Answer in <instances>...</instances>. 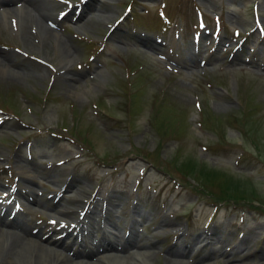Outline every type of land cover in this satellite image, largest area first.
Here are the masks:
<instances>
[{"label": "rangeland", "instance_id": "rangeland-1", "mask_svg": "<svg viewBox=\"0 0 264 264\" xmlns=\"http://www.w3.org/2000/svg\"><path fill=\"white\" fill-rule=\"evenodd\" d=\"M48 1L55 6L37 13L23 0L10 5L34 15L27 35L15 11L0 15V53L7 57L1 60L15 64L0 70V199L17 185L30 186L27 201L11 196L29 206L30 225L46 231L54 217L31 197L70 207L62 219L77 236L63 241L74 250L103 233L133 230L145 246H129L125 256L143 249L145 264H264V0ZM38 25L50 30L47 40ZM71 130L87 145L81 148ZM154 149L159 157L145 154ZM187 158L196 170L249 180L240 188L256 194L253 207L213 201L208 194L219 192L223 176L203 186L196 173L174 166ZM21 171L34 178L24 180ZM93 201L91 222L76 226ZM32 236L26 239L36 242ZM106 261L100 264L112 260ZM0 264L17 263L0 256Z\"/></svg>", "mask_w": 264, "mask_h": 264}, {"label": "bare ground", "instance_id": "bare-ground-1", "mask_svg": "<svg viewBox=\"0 0 264 264\" xmlns=\"http://www.w3.org/2000/svg\"><path fill=\"white\" fill-rule=\"evenodd\" d=\"M18 1L19 0H0V6L5 7V11L4 10L0 11V15H2L3 17H6V15H7V17H8L11 12L15 11L17 13L18 19H19L18 24L21 25V28L24 32V35H27V34H30L29 31L27 30V28L30 26V25H28V22H31V23L34 22L35 17H34V15L32 16L27 9H23V8L21 9V8L16 7V6H14L15 9H13V7H10V5L13 6L12 4L17 3ZM23 2L26 4V6H29L32 10L36 11V13L37 12H43V6H46V5H49V7L52 5L55 6L52 2H50L48 0H23ZM7 5H9V6H7ZM95 13H97V12H95ZM37 17L39 18V15ZM42 17L45 18V21L49 20V17H47V16H42ZM47 22L50 24L53 23L52 21H47ZM26 23L28 25L27 28L25 26ZM32 26L33 25H31L30 27H32ZM33 28H35L36 32L38 31V33L44 39L47 40L48 37H47L46 32H48L50 30H47L46 28L42 27V25L34 26ZM43 38H42V40H43ZM26 41L28 43H30L31 39L27 38ZM43 43H45V42H43ZM135 43H136V41H135ZM59 44H60V42H59ZM3 57H5V59L7 58L5 55H2V54L0 55V70H5V69L10 70L8 68V66H11V67L15 66V64L13 65L11 62L10 63L6 62L5 64L2 63L1 59H4ZM65 60L67 61L68 57ZM14 73H16V72H13L11 70V74H14ZM67 79H68V77H67ZM21 170H23V169L21 168ZM2 171L3 170H1V172ZM23 172L21 171L22 178L24 180L29 182L32 180V178H34L35 174L33 175V174L29 173L28 175H23ZM38 173H40V172H38ZM31 189L32 188L28 185H26L25 187H21V186L17 185V189H15V188L12 190L10 189L3 194V197L7 195V199L10 196V198H9L10 202H8V203H6V201L3 202V199H6V197L5 198L1 197V199H0V226L2 228V229L0 228V256L1 257H4L6 259H10V260L13 259V261L16 262L17 264H20V262H23V264H24V255L26 252L24 248L30 247L29 249L32 250V253L28 255V259H29V261H31L32 263H35V264H60L63 262H66V264H96V263L100 264V263L105 262L108 259L112 260L111 264H133V263L134 264H145L146 263V259L148 256L143 252V249L138 250V251L135 250L132 253H128L130 256H125V254H126L125 252H127L129 246H134V245L137 246L138 245L137 244V235H135L136 233L133 230L132 231L130 230L128 232V234L124 235V236L123 235L113 236L112 235L113 233L109 234L108 232L105 234L103 233L101 239L99 241H97L96 243H94L93 245L89 246L87 243H83V245L82 246L80 245L77 250H74L68 244H65L63 241V238L64 237H67V238L71 237L73 232L71 230H67V227L69 225L66 221L65 222L63 221L62 216H66V214L72 213V210L68 209L70 207H68V208L62 207L63 205L58 206V205H55V203L54 204H48V203H45V201H40V200H37V198L33 199V197H31V199L29 198L30 201L34 200L35 203L40 202V205L39 204L38 205L41 206L44 210H47L48 213L52 214L51 216L54 217V220H53L54 226H53V229L51 231L56 232V230H58L59 231L58 233H60V235L59 234L54 235L51 231L42 230V228H39L38 226L33 225V223H32V225H30V222H29L30 219L28 218V215H26V210H27V214L29 212V206L24 204L23 202H21L22 204L18 203L16 199L13 200V197L11 195L14 194V195L21 197L27 201L28 197L31 196L30 193L32 194ZM56 194H58V193H56ZM87 196L89 197L88 200L91 201L92 198H90L89 195H87ZM67 200L73 201V198L70 197V198H67ZM27 204H29V203H27ZM91 204H92L91 208H89V209L87 208V209L82 210V211L80 210L81 214H84V215H82L81 219L75 220V221H77L76 226H78L79 223H81L83 221V219L87 223L91 222V220L93 219V215H95L94 211H97V210H94L96 208L97 203L95 204V202H94ZM134 212L138 215L137 210L136 211L134 210ZM109 216H110V214H107L105 217H102V219L105 222H107ZM99 217L101 218V215H99ZM132 221H136V219H134ZM105 222H104V224H105ZM59 223L62 224V226H63L62 228L61 227L56 228L59 225ZM70 223H72V222H70ZM92 223H93V221H92ZM107 224H109V223H107ZM160 224H162V226H163V225H167L168 223L166 221H162ZM159 226H161V225H159ZM32 228H36V231H33ZM82 228H84V227H82ZM27 235H34V237L33 236L32 237L36 239V242H34V240L29 241L28 239H26ZM76 236H77V234L72 236V239L76 238ZM194 239L196 240V242H199L202 240V237H200L197 234V237ZM41 240L45 243L52 244V245L56 246L57 248L62 249V251L65 250L67 252V254L69 253L68 257H66V260L63 259L64 257L63 258L61 257V255H60L61 251H60V253L59 252L56 253L54 251L49 252L47 250L48 247L46 249L45 247H43L42 244H40L41 242H39V241H41ZM144 246L145 245H142L140 243L138 245L139 248L144 247ZM183 246H185V245H183ZM20 247H24V248L22 249ZM106 250H114L116 255L112 256V257H106V256L105 257H102V256L96 257V255L98 253L104 252ZM200 253H202V252H200ZM223 253H225V252H223ZM213 255H214V253H213ZM130 259L133 261V263L128 262ZM29 261H28V263H29ZM25 262H27V261L25 260Z\"/></svg>", "mask_w": 264, "mask_h": 264}, {"label": "trees", "instance_id": "trees-1", "mask_svg": "<svg viewBox=\"0 0 264 264\" xmlns=\"http://www.w3.org/2000/svg\"><path fill=\"white\" fill-rule=\"evenodd\" d=\"M176 162V163H175ZM174 162V166H176V168L183 173L184 170L188 171V173H196L195 177L197 178V180L202 183V185H204V183L206 184H210V176L212 175H216L218 177H222L223 179V185L221 184L220 187V191L219 194L215 195L216 197L215 200L217 202H227V201H231L233 203L237 202L235 200H247L248 198V193H246L242 188H240V186H246L243 181H240L238 178H233L232 176L229 175H224L223 173H221L219 170L216 169H212V168H204L203 169H198L196 170V168H198L196 165V163H194L192 160H190V158L184 159L181 162L180 161H175ZM195 166V167H194ZM202 167V166H201ZM214 177V176H212ZM234 184L233 186L231 185ZM198 189L200 192H204V189L202 190L201 188H203L201 185H199ZM232 186V187H231ZM249 190H253L252 188ZM207 193L208 191L205 190ZM254 191V190H253ZM210 195V194H209ZM256 194H251V196L255 197Z\"/></svg>", "mask_w": 264, "mask_h": 264}]
</instances>
